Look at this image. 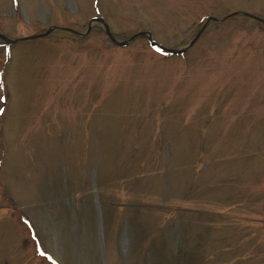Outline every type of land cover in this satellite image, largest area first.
<instances>
[{
	"label": "rangeland",
	"instance_id": "rangeland-1",
	"mask_svg": "<svg viewBox=\"0 0 264 264\" xmlns=\"http://www.w3.org/2000/svg\"><path fill=\"white\" fill-rule=\"evenodd\" d=\"M94 18L200 36L169 56ZM252 18L264 0H0V264H264Z\"/></svg>",
	"mask_w": 264,
	"mask_h": 264
},
{
	"label": "water",
	"instance_id": "water-1",
	"mask_svg": "<svg viewBox=\"0 0 264 264\" xmlns=\"http://www.w3.org/2000/svg\"><path fill=\"white\" fill-rule=\"evenodd\" d=\"M212 22H216L215 20H211ZM95 23H99L100 25L103 26L104 30H105V33L108 35V37L110 38V40L117 46L119 47H125L126 45H128L134 38L136 37H144L147 39V41L149 42L150 46L151 47H155V48H158L159 50L161 51H165L167 52L169 55H183L186 51H188L192 46L193 44L195 43V41L199 38L200 34L192 41L190 42L187 47L183 48V49H179V50H166L164 48H162L161 46L155 44L154 42H152V39H151V36L149 34H146V33H141V34H138L136 35L135 37H133L131 40L127 41V42H124V43H116L111 37H110V32L107 28V26L104 24V22L100 19H93L91 20L90 22V25L91 24H95ZM90 25H89V29H90ZM53 30H56V29H53ZM53 30H49L47 31L44 35H41L39 37H31V38H28L27 40H33V39H36V38H43V37H46L48 36Z\"/></svg>",
	"mask_w": 264,
	"mask_h": 264
},
{
	"label": "snow or ice",
	"instance_id": "snow-or-ice-1",
	"mask_svg": "<svg viewBox=\"0 0 264 264\" xmlns=\"http://www.w3.org/2000/svg\"><path fill=\"white\" fill-rule=\"evenodd\" d=\"M3 98H0V100H2Z\"/></svg>",
	"mask_w": 264,
	"mask_h": 264
},
{
	"label": "flooded vegetation",
	"instance_id": "flooded-vegetation-1",
	"mask_svg": "<svg viewBox=\"0 0 264 264\" xmlns=\"http://www.w3.org/2000/svg\"><path fill=\"white\" fill-rule=\"evenodd\" d=\"M261 24H263V23H261Z\"/></svg>",
	"mask_w": 264,
	"mask_h": 264
}]
</instances>
